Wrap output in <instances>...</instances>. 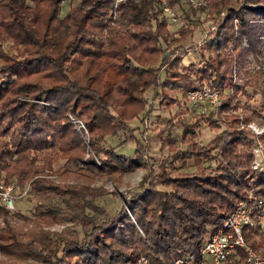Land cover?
<instances>
[{
	"label": "trees",
	"instance_id": "16d2710c",
	"mask_svg": "<svg viewBox=\"0 0 264 264\" xmlns=\"http://www.w3.org/2000/svg\"><path fill=\"white\" fill-rule=\"evenodd\" d=\"M62 2L0 0V178L14 181L20 193L27 186L41 218L64 216L71 224L59 230L1 226L0 252L12 264H140L142 254L159 263L197 251L249 191H264V169L252 166L255 136L229 111L242 95L250 97L248 85L261 84L264 99V0H206L186 8L205 10L206 20L222 13L198 61L186 64L176 48L197 25L190 20L170 30L158 0L121 1L115 16L112 0H70L63 15ZM77 52L84 56L72 75ZM249 55L252 69L245 68ZM234 71L243 82L233 81ZM202 81L220 88L217 111L195 110L184 100L195 117L171 120L167 129L183 124L185 145L162 137L161 127L156 135L168 151L156 171L142 176V188L123 195L112 212L49 177L59 158L58 171L83 176L140 166L150 142L130 120L152 110L146 90L159 87L163 105L174 100L165 98L169 88L185 96ZM253 112L264 121V113ZM71 114L85 127L74 126ZM203 122L218 132L201 142ZM120 131L135 141L132 152L106 140ZM0 211L8 214L1 205ZM243 236L264 251V230L244 226ZM244 257L240 249L235 259L217 264H242Z\"/></svg>",
	"mask_w": 264,
	"mask_h": 264
},
{
	"label": "rangeland",
	"instance_id": "374dc122",
	"mask_svg": "<svg viewBox=\"0 0 264 264\" xmlns=\"http://www.w3.org/2000/svg\"><path fill=\"white\" fill-rule=\"evenodd\" d=\"M69 1L70 0H65L62 2L60 9V13L62 15L67 11L69 7ZM74 1L76 0H71V2ZM183 15L187 16L185 20L178 18L176 21L169 24V28L170 30H175L181 23H187L190 20L195 22L197 25V28L181 43H179L176 48V52L183 55L182 63L186 64L191 61H198L199 54L201 52L202 41L209 37L216 28L215 26L213 29H207L209 26L208 20H212L217 24L219 19H221L222 13L216 12L213 18L207 20L205 19L207 12L201 9H197L196 11L188 10L186 13L184 12ZM234 21L235 23L237 22L236 19ZM83 56L84 55L82 53L78 52L73 55L69 66V72L72 75L75 74L79 62ZM254 64V59L251 55H249V59L245 68L249 67L248 69H252ZM164 75L165 71L164 68H162L160 71V79H163ZM232 79L233 81L243 82L242 77L239 76V74L235 71L233 72ZM260 82L263 81L260 80ZM167 86H170V84H167ZM260 88L261 84L255 85V89H253L251 85H248L250 97L245 94L242 95L240 103L236 106H232V108L229 109L232 115L238 117L235 124L240 127L243 126L249 128L252 134L255 136V142L252 146V149L258 142L262 143L264 146V138L260 136L264 132V121L260 120L258 115L253 112L254 109L256 112L264 113V106L262 102L264 99L262 98V92ZM155 91L158 92L159 87H157L155 90L153 88H149L145 93L149 99V102H151L152 110L150 112L139 114L130 120V123L137 127L135 130L136 134L138 135L139 131L143 130V137L150 142V147L148 148V152L145 157L146 159L143 164L125 172L83 176L76 175L71 172L62 173L61 171H58L60 165H62L64 162L63 158H59L54 163V169L57 170V172L54 171L53 173L49 174V177L52 179V181L58 183L61 185V187L70 184L80 188L84 197L102 205L106 213L112 212L121 203V201H123V195L129 196L131 192L142 188V184L140 182L142 176L150 170L156 171V164L159 162V158L168 151L167 146L163 147L161 145V138L170 136L176 137L180 146L185 145L184 142L179 139L183 134L184 125L177 124L171 127V130H168L167 126L171 124L170 121L172 120L173 122L178 118L183 121H189L195 117L194 111L190 108H187V105L184 102L185 96L180 91L169 88L168 96L165 98L167 99L171 96L174 97V100H170L168 103L163 105L159 103L160 94H155ZM71 117H78V115L71 114L70 120ZM220 120L222 126L226 125L223 118ZM259 121H262V123ZM74 126L76 125L74 124ZM161 127H164V131L161 134L162 137L160 135H156ZM199 128L200 130L196 138L201 142L209 140L218 132V130L213 126H210L204 122L201 123ZM106 140L112 143L116 150L120 152L122 151L130 153L133 151L135 146V141L133 139L126 138L122 131L115 135H108ZM69 166L72 168L75 167L74 164H69ZM14 192L16 195L14 208L7 209L8 214L6 217L0 211V227L4 225H10L13 229L22 231L33 224L39 223L43 227H47L50 230H59L64 225L71 224V221L66 219L64 216H57L56 218H41L34 211L33 205L36 199L32 193L23 191L20 193L19 189L14 190ZM76 228L81 231L79 225H77ZM13 262L14 261L10 256L0 252V264H12Z\"/></svg>",
	"mask_w": 264,
	"mask_h": 264
},
{
	"label": "built area",
	"instance_id": "2783aa9c",
	"mask_svg": "<svg viewBox=\"0 0 264 264\" xmlns=\"http://www.w3.org/2000/svg\"><path fill=\"white\" fill-rule=\"evenodd\" d=\"M65 1V0H63ZM124 0H112L111 15L115 16L119 3ZM162 12L170 22L178 18L185 20L186 8L207 5L206 0H158ZM181 5V9H177ZM183 12V13H181ZM183 18V19H182ZM208 28L213 29L216 23L208 20ZM185 101L195 110L217 109L221 103L220 88L207 81H202L189 88L185 94ZM72 122L79 128L85 127L78 117H71ZM252 166L264 169V146L258 142L253 149ZM14 181L0 178V205L6 209H13L16 195ZM27 191V186L22 190ZM264 230V191L255 194L249 191V196L242 199L234 208L229 210L222 223L215 227L207 236L197 251L178 255L167 262L154 263L142 254L140 264H217L230 261L239 256V250L245 251L242 264H264V251L256 249L246 242L243 236V227Z\"/></svg>",
	"mask_w": 264,
	"mask_h": 264
}]
</instances>
